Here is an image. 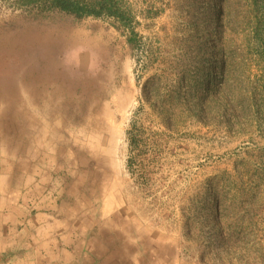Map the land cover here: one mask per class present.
Segmentation results:
<instances>
[{
    "label": "rangeland",
    "instance_id": "rangeland-1",
    "mask_svg": "<svg viewBox=\"0 0 264 264\" xmlns=\"http://www.w3.org/2000/svg\"><path fill=\"white\" fill-rule=\"evenodd\" d=\"M130 1L143 44L158 45L167 15L148 20L141 12L173 0ZM144 58L110 17L0 0L1 90L61 120L64 134L98 138L131 211L162 241L175 240L179 264H264V109L246 116L238 107V122L223 104L213 124L167 130L142 100L156 68L143 69ZM252 79L264 74L254 70ZM134 119L141 145L131 152Z\"/></svg>",
    "mask_w": 264,
    "mask_h": 264
},
{
    "label": "crops",
    "instance_id": "crops-1",
    "mask_svg": "<svg viewBox=\"0 0 264 264\" xmlns=\"http://www.w3.org/2000/svg\"><path fill=\"white\" fill-rule=\"evenodd\" d=\"M35 106L0 88V264H179L175 240L131 211L98 138L64 134Z\"/></svg>",
    "mask_w": 264,
    "mask_h": 264
},
{
    "label": "trees",
    "instance_id": "trees-1",
    "mask_svg": "<svg viewBox=\"0 0 264 264\" xmlns=\"http://www.w3.org/2000/svg\"><path fill=\"white\" fill-rule=\"evenodd\" d=\"M17 1L79 18H112L129 46L145 53L142 68L156 67L142 86V100L167 130H178L189 121L213 124L223 104L232 112L241 108L246 116L264 109V80L252 79L254 70L264 74V0H173L148 6L141 12L144 19L168 17L158 45L143 44L130 0ZM233 117L239 122V114ZM139 134L134 119L128 130L131 152L140 148ZM134 163L130 156L129 167Z\"/></svg>",
    "mask_w": 264,
    "mask_h": 264
},
{
    "label": "bare ground",
    "instance_id": "bare-ground-1",
    "mask_svg": "<svg viewBox=\"0 0 264 264\" xmlns=\"http://www.w3.org/2000/svg\"><path fill=\"white\" fill-rule=\"evenodd\" d=\"M26 57V56H25Z\"/></svg>",
    "mask_w": 264,
    "mask_h": 264
}]
</instances>
